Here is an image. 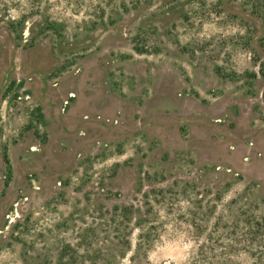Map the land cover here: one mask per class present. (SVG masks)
<instances>
[{
    "label": "rangeland",
    "instance_id": "obj_1",
    "mask_svg": "<svg viewBox=\"0 0 264 264\" xmlns=\"http://www.w3.org/2000/svg\"><path fill=\"white\" fill-rule=\"evenodd\" d=\"M240 213L264 219V0H0V264H189Z\"/></svg>",
    "mask_w": 264,
    "mask_h": 264
},
{
    "label": "trees",
    "instance_id": "obj_2",
    "mask_svg": "<svg viewBox=\"0 0 264 264\" xmlns=\"http://www.w3.org/2000/svg\"><path fill=\"white\" fill-rule=\"evenodd\" d=\"M3 159L9 165L5 148ZM195 228L197 236L204 235L189 264H238L242 253L252 258L251 264H264V219L240 213L229 220L218 216L208 229L205 224Z\"/></svg>",
    "mask_w": 264,
    "mask_h": 264
},
{
    "label": "built area",
    "instance_id": "obj_3",
    "mask_svg": "<svg viewBox=\"0 0 264 264\" xmlns=\"http://www.w3.org/2000/svg\"><path fill=\"white\" fill-rule=\"evenodd\" d=\"M72 97V95H69L68 99L64 100V105H67L69 103V99Z\"/></svg>",
    "mask_w": 264,
    "mask_h": 264
},
{
    "label": "flooded vegetation",
    "instance_id": "obj_4",
    "mask_svg": "<svg viewBox=\"0 0 264 264\" xmlns=\"http://www.w3.org/2000/svg\"><path fill=\"white\" fill-rule=\"evenodd\" d=\"M70 95L74 96V94H73V93H70Z\"/></svg>",
    "mask_w": 264,
    "mask_h": 264
}]
</instances>
